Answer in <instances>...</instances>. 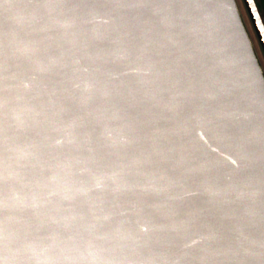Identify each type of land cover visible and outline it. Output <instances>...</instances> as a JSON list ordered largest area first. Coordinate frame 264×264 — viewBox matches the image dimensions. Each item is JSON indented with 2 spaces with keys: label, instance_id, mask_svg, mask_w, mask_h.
I'll return each mask as SVG.
<instances>
[{
  "label": "water",
  "instance_id": "95a60500",
  "mask_svg": "<svg viewBox=\"0 0 264 264\" xmlns=\"http://www.w3.org/2000/svg\"><path fill=\"white\" fill-rule=\"evenodd\" d=\"M237 9L0 0V264H264V76Z\"/></svg>",
  "mask_w": 264,
  "mask_h": 264
},
{
  "label": "rangeland",
  "instance_id": "374dc122",
  "mask_svg": "<svg viewBox=\"0 0 264 264\" xmlns=\"http://www.w3.org/2000/svg\"><path fill=\"white\" fill-rule=\"evenodd\" d=\"M235 2H236L237 8L239 9V15H240V18L242 20V23L245 27V30L248 34L250 41H251L255 56H256L257 60H259V65H260V68L262 70V69H264V55L262 53V50L260 48V45H259L258 40L256 38V35L254 33L253 27L251 25V22L249 20L247 12L244 8L242 0H235ZM256 2H258V0H256ZM260 14H261V17H264L263 11L260 10ZM262 73L264 76V71H262Z\"/></svg>",
  "mask_w": 264,
  "mask_h": 264
},
{
  "label": "snow or ice",
  "instance_id": "6c2138e0",
  "mask_svg": "<svg viewBox=\"0 0 264 264\" xmlns=\"http://www.w3.org/2000/svg\"><path fill=\"white\" fill-rule=\"evenodd\" d=\"M244 2L247 3V5L249 7V12H251V5L253 3V0H244ZM237 12H239V9H237ZM260 23L264 24V17L261 18V22ZM256 27L259 29L260 25H256ZM257 63L259 64V60L257 61ZM262 71H264V69H262Z\"/></svg>",
  "mask_w": 264,
  "mask_h": 264
},
{
  "label": "trees",
  "instance_id": "16d2710c",
  "mask_svg": "<svg viewBox=\"0 0 264 264\" xmlns=\"http://www.w3.org/2000/svg\"><path fill=\"white\" fill-rule=\"evenodd\" d=\"M256 3H257V7H258L259 11L261 10L264 12V0H258V2H256Z\"/></svg>",
  "mask_w": 264,
  "mask_h": 264
}]
</instances>
